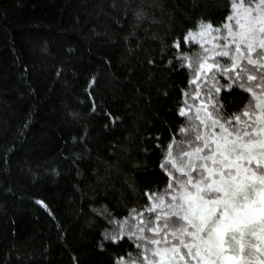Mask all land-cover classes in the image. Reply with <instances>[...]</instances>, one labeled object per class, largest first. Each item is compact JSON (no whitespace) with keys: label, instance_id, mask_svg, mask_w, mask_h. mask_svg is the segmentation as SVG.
<instances>
[{"label":"snow or ice","instance_id":"obj_1","mask_svg":"<svg viewBox=\"0 0 264 264\" xmlns=\"http://www.w3.org/2000/svg\"><path fill=\"white\" fill-rule=\"evenodd\" d=\"M109 7L111 26L128 57L137 60L130 77L137 68L149 70L138 79L139 86L132 85L137 99L150 106L153 88L158 101L170 99L168 86L155 83V71L182 75L190 70L191 76L186 77L188 87L178 89L175 106L165 110L164 118L157 116L159 127L146 125L139 141L129 133L123 141L104 145V158L98 150L90 177L79 167L93 159L88 127L79 140L72 137L80 150L64 159L78 178L83 176L84 187H73L81 214L91 216L93 226L99 224L96 250L109 257L108 264H264V0H224L219 23L198 15L182 27L186 16L203 5L196 0L183 6L180 0H123V5L112 0ZM165 21L169 27L163 36L152 31ZM147 41L159 43L156 55ZM98 84L94 75L85 88L89 113L103 117L102 131L112 133L125 117L96 102ZM126 107L134 122L143 119L131 104ZM68 115L79 118L76 112ZM29 127V122L23 125ZM16 151L13 142L0 157L4 171ZM133 153L158 158L154 178L143 186L126 180V191H120L109 185L112 162ZM132 171L147 173L149 168L136 164ZM129 195L137 201L126 203ZM35 203L62 238L54 212L42 200ZM121 208L126 214L118 217ZM72 259L79 264L77 257Z\"/></svg>","mask_w":264,"mask_h":264},{"label":"trees","instance_id":"obj_2","mask_svg":"<svg viewBox=\"0 0 264 264\" xmlns=\"http://www.w3.org/2000/svg\"><path fill=\"white\" fill-rule=\"evenodd\" d=\"M180 2L183 6L192 0ZM111 3L112 0H0V157L13 142L17 147L9 160V170L4 171L0 165V264H73V256L79 264H108L109 257L95 248L99 224L93 226L92 217L81 214L79 194L73 187L77 183L84 187L83 176L78 178L76 169L64 159L80 150L71 143L72 137L79 140L84 127H88L93 159L79 162V167L90 177L98 150L104 158V145L114 139L123 141L129 133L139 141L146 125L159 127L157 116L164 118L165 110L175 106L178 89L188 87L190 70L182 75L155 71V83L168 86L170 99L158 101L155 88L150 106L137 99L132 85L139 86L138 79L149 70L137 68L135 76L130 77L129 70L137 60L128 57L111 26ZM118 3L123 5V0ZM196 3L203 7L188 14L181 27L198 15L215 23L221 21L224 0ZM168 27L165 21L153 26L152 31L163 36ZM146 46L153 55L158 53V42L147 41ZM140 58L145 57L141 54ZM104 61H109L111 67ZM94 75L99 78L94 92L96 102H103L113 114L125 117L124 124L112 133L102 131L103 117L89 113L85 88ZM129 79L131 84L127 83ZM128 104L143 115L142 120L134 122L129 117ZM69 112L78 113L79 118L73 119ZM26 122L30 127L24 130ZM157 160L156 156L146 159L136 153L131 157L117 156L112 162L109 185L114 183L118 190L126 191V180H134L139 186L149 183ZM136 164L147 165L149 172L132 171ZM53 169L60 175H54ZM36 200L44 201L54 212L64 232L62 238ZM136 201L135 195H129L125 202ZM116 214L122 217L125 209H118Z\"/></svg>","mask_w":264,"mask_h":264}]
</instances>
